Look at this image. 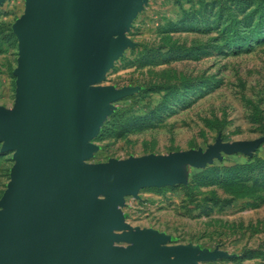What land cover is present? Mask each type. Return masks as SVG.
<instances>
[{"label": "rangeland", "instance_id": "rangeland-1", "mask_svg": "<svg viewBox=\"0 0 264 264\" xmlns=\"http://www.w3.org/2000/svg\"><path fill=\"white\" fill-rule=\"evenodd\" d=\"M26 0H0V108L13 111ZM89 87L109 95L86 166L192 152L132 194L96 193L112 210L109 246L154 244L175 264H264V0H137ZM14 150L0 141V210ZM97 233L96 230H94ZM159 264V263H157Z\"/></svg>", "mask_w": 264, "mask_h": 264}, {"label": "water", "instance_id": "water-1", "mask_svg": "<svg viewBox=\"0 0 264 264\" xmlns=\"http://www.w3.org/2000/svg\"><path fill=\"white\" fill-rule=\"evenodd\" d=\"M134 6L137 0H26L14 25L15 105L0 108V141L15 160L0 210V264H175L154 244L110 247L99 231L113 222L112 210L96 193L132 194L183 163L202 165L208 154L137 162L126 172L81 164L109 101L89 85L117 52L113 34Z\"/></svg>", "mask_w": 264, "mask_h": 264}]
</instances>
